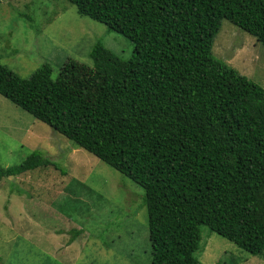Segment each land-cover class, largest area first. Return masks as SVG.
Segmentation results:
<instances>
[{"label": "trees", "instance_id": "trees-1", "mask_svg": "<svg viewBox=\"0 0 264 264\" xmlns=\"http://www.w3.org/2000/svg\"><path fill=\"white\" fill-rule=\"evenodd\" d=\"M65 1L132 58L97 44L92 67L28 79L0 60V95L144 189L152 264H203L202 227L264 254V88L212 53L224 20L264 47V0ZM52 165L36 151L0 180Z\"/></svg>", "mask_w": 264, "mask_h": 264}, {"label": "rangeland", "instance_id": "rangeland-1", "mask_svg": "<svg viewBox=\"0 0 264 264\" xmlns=\"http://www.w3.org/2000/svg\"><path fill=\"white\" fill-rule=\"evenodd\" d=\"M0 60L22 79L44 64L93 66L101 44L124 61L135 45L65 0H0ZM213 56L264 88V47L224 20ZM53 162L0 180V264H152L145 191L0 95V168L32 153ZM203 264H264L202 227ZM73 240V242H71Z\"/></svg>", "mask_w": 264, "mask_h": 264}]
</instances>
